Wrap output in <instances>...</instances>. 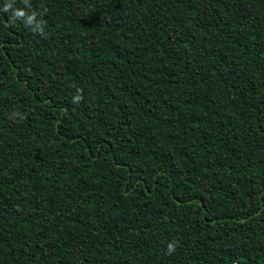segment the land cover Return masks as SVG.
I'll return each instance as SVG.
<instances>
[{"label":"trees","instance_id":"trees-1","mask_svg":"<svg viewBox=\"0 0 264 264\" xmlns=\"http://www.w3.org/2000/svg\"><path fill=\"white\" fill-rule=\"evenodd\" d=\"M0 264H264V0H0Z\"/></svg>","mask_w":264,"mask_h":264},{"label":"clouds","instance_id":"clouds-1","mask_svg":"<svg viewBox=\"0 0 264 264\" xmlns=\"http://www.w3.org/2000/svg\"><path fill=\"white\" fill-rule=\"evenodd\" d=\"M11 6H12L11 3L7 4L5 6L6 10L9 9V8H11ZM15 15L16 16H24V12L23 11H17L15 13ZM31 18L32 17H30V16L28 17L27 23H29V21H30ZM80 99H82V97L80 95H77V96L74 97V102H79ZM167 249H168V254H171L175 250V244L174 243H169L167 245Z\"/></svg>","mask_w":264,"mask_h":264}]
</instances>
